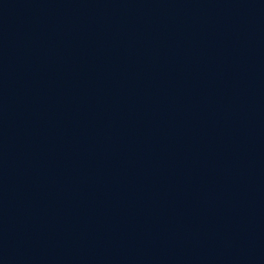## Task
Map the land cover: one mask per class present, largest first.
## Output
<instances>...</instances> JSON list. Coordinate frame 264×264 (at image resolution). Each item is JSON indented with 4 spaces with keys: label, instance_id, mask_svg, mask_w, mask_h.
<instances>
[{
    "label": "water",
    "instance_id": "obj_1",
    "mask_svg": "<svg viewBox=\"0 0 264 264\" xmlns=\"http://www.w3.org/2000/svg\"><path fill=\"white\" fill-rule=\"evenodd\" d=\"M0 264H264V0H0Z\"/></svg>",
    "mask_w": 264,
    "mask_h": 264
}]
</instances>
